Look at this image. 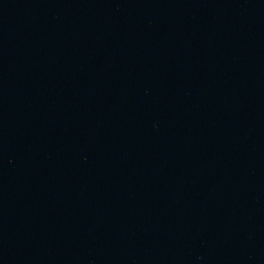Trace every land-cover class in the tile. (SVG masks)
<instances>
[{"label": "water", "instance_id": "1", "mask_svg": "<svg viewBox=\"0 0 264 264\" xmlns=\"http://www.w3.org/2000/svg\"><path fill=\"white\" fill-rule=\"evenodd\" d=\"M0 264H264V0H0Z\"/></svg>", "mask_w": 264, "mask_h": 264}]
</instances>
